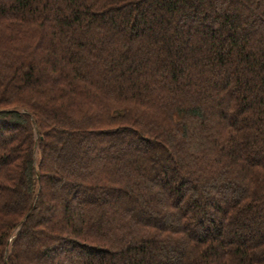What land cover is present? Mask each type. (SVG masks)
I'll list each match as a JSON object with an SVG mask.
<instances>
[{"label": "trees", "instance_id": "1", "mask_svg": "<svg viewBox=\"0 0 264 264\" xmlns=\"http://www.w3.org/2000/svg\"><path fill=\"white\" fill-rule=\"evenodd\" d=\"M0 264H264V0H0Z\"/></svg>", "mask_w": 264, "mask_h": 264}, {"label": "rangeland", "instance_id": "2", "mask_svg": "<svg viewBox=\"0 0 264 264\" xmlns=\"http://www.w3.org/2000/svg\"><path fill=\"white\" fill-rule=\"evenodd\" d=\"M207 219V218H206Z\"/></svg>", "mask_w": 264, "mask_h": 264}]
</instances>
